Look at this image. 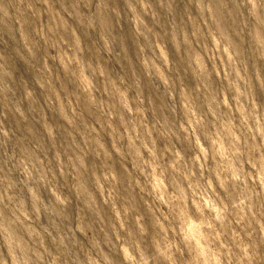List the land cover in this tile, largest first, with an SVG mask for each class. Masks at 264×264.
Instances as JSON below:
<instances>
[{
    "label": "rangeland",
    "instance_id": "374dc122",
    "mask_svg": "<svg viewBox=\"0 0 264 264\" xmlns=\"http://www.w3.org/2000/svg\"><path fill=\"white\" fill-rule=\"evenodd\" d=\"M0 264H264V0H0Z\"/></svg>",
    "mask_w": 264,
    "mask_h": 264
}]
</instances>
